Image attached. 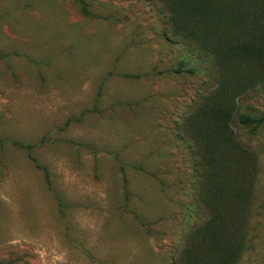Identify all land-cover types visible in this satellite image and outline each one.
Here are the masks:
<instances>
[{
	"label": "rangeland",
	"instance_id": "rangeland-1",
	"mask_svg": "<svg viewBox=\"0 0 264 264\" xmlns=\"http://www.w3.org/2000/svg\"><path fill=\"white\" fill-rule=\"evenodd\" d=\"M217 1L210 37L264 24V0ZM171 21L159 0H0V264H177L210 215L199 147L219 143L253 175L236 264H264V122L239 117L264 114V64L236 60L211 95Z\"/></svg>",
	"mask_w": 264,
	"mask_h": 264
},
{
	"label": "trees",
	"instance_id": "trees-1",
	"mask_svg": "<svg viewBox=\"0 0 264 264\" xmlns=\"http://www.w3.org/2000/svg\"><path fill=\"white\" fill-rule=\"evenodd\" d=\"M159 1L170 13L174 32L182 36L184 43L192 45L193 50L202 60L206 58L205 61L210 62L216 68L219 79L213 89L215 91L211 95L217 91L221 93L225 90L230 79L229 73L236 60L264 64V24L262 25L260 10H256L255 15H250L248 18L254 17L255 25L249 23L254 28H246L247 38L240 36L235 27L228 30L221 29L219 36L210 37L205 28L208 21H211V26L214 19L218 17L212 9L220 7L217 0ZM226 1L230 4L233 0ZM240 1L246 4L252 3V0ZM254 6V8H264V3ZM83 8H86V5ZM221 19H226L225 15L223 17L219 15L220 23ZM254 33H256L255 36ZM256 37H258L257 40ZM231 91H227V94ZM207 99L208 104L214 102L212 96ZM209 109L212 112L211 115H214L211 126H219L218 124L221 123L228 126L230 113L228 114L221 106ZM239 117L241 124L252 127L253 130H256L264 122V114L260 118L249 115H240ZM196 125L198 124L194 121L190 122L189 130L191 131ZM198 128L200 131H204L200 124ZM204 133L198 137V141L203 142ZM225 134L232 152L235 153L236 143L234 144L233 140V130L230 128ZM199 149L201 152L198 156L203 161L201 182L204 185L200 188V199L206 205L210 215L201 226H197L187 236V241L179 253L177 264H236L239 259L236 258L237 254L240 255L246 250L243 242L245 239L243 227L246 226L247 215L241 210L247 208V204L250 206L248 199L254 192L251 190L253 175L250 168L247 170L246 167H241L235 161L225 162L224 155L227 152L222 150L220 143L214 147L213 151L201 147ZM239 153L245 158L247 157L243 150H240ZM242 222H244V226L241 227Z\"/></svg>",
	"mask_w": 264,
	"mask_h": 264
}]
</instances>
